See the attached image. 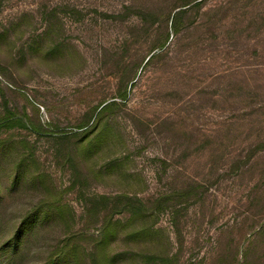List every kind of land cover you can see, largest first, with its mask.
Instances as JSON below:
<instances>
[{"label": "rangeland", "instance_id": "obj_1", "mask_svg": "<svg viewBox=\"0 0 264 264\" xmlns=\"http://www.w3.org/2000/svg\"><path fill=\"white\" fill-rule=\"evenodd\" d=\"M179 1L0 0V264H44L75 231L79 264H102L89 256L100 227L84 217L89 197L148 203L188 189L195 196L132 226L151 237L122 242L127 218L115 216L104 253L115 264H264V0H203L173 32L165 19ZM124 7L144 22L115 20ZM124 88L95 125L94 109ZM88 121L91 134H77ZM100 129L105 143L87 147ZM29 155L28 172L17 170ZM22 170L40 182L11 190ZM56 205L66 208L58 223ZM45 213L14 248L23 219Z\"/></svg>", "mask_w": 264, "mask_h": 264}, {"label": "trees", "instance_id": "obj_2", "mask_svg": "<svg viewBox=\"0 0 264 264\" xmlns=\"http://www.w3.org/2000/svg\"><path fill=\"white\" fill-rule=\"evenodd\" d=\"M203 0H180L179 3L176 4V6L173 8L171 12H173V15L171 16L169 20V15L165 19V28L167 29V24L169 23L170 30L173 32H176L178 29V25L180 24V20L182 17L185 16V14L192 9L198 8ZM170 12V13H171ZM104 17H108L107 14L104 15ZM134 16L136 18L135 22H137V27L141 22H144V19L140 17V13L137 9H133L132 7H124L123 12L119 11L114 14V19L121 22L124 18ZM156 23L162 22L161 20H156ZM155 23V24H156ZM163 23V22H162ZM153 24V22H152ZM146 30V28L144 29ZM169 35L165 33V38L161 42L159 40L156 41L150 48V50L147 53V61L145 62V66L149 65L152 60L154 59L155 55H151L154 51H162L163 48L166 45V41L168 39ZM158 42V43H157ZM128 40L124 39L123 42H121V46L127 45ZM126 50V48H125ZM29 52H36V49L33 47L30 49ZM61 52V49L59 47H56L55 49H50V52H48V56L55 55ZM124 55L120 56V61L122 60V57ZM47 58V56H46ZM119 61V62H120ZM119 100L120 103L117 102ZM126 101V88L118 90L117 94L114 95L110 100L101 102L95 109H94V115L95 116V125L100 122L106 114H108L112 109L115 107L120 106L123 102ZM7 113V112H6ZM88 125L89 121L83 125L78 126L77 134H80L82 136H86L91 134V131H88ZM109 136L108 131L107 133L103 131V129H100L98 135L93 137L92 141H89L87 143V147H93L97 148L98 146H102L105 141L106 137ZM6 145H4L3 142L0 141V155L2 151H5L4 154L7 152ZM82 149L86 150L84 147ZM91 149V148H89ZM33 161L30 159L29 156H23V158L18 163V166L16 167L23 169L25 172H28L31 163ZM22 170V174L19 172H15L12 180L10 181V188L11 190L14 189L17 186V183H39V175L38 174H30V176L27 178ZM28 179V181L26 180ZM195 192L192 189H188L186 191H182L180 193H175L172 195H161L157 197L156 199L152 200L151 202H144L141 199L130 196L128 194H118L114 195L113 197H107L104 195L101 196H92L87 199L85 203V209H84V217L86 220H98L100 223V227L97 233V237L94 239L91 248H90V259L95 263L98 262L96 260V255L101 256L102 264H115L117 256H110L106 253H104V250L111 246L112 240L115 238L116 233L120 228L116 225L115 222H113V219L115 216L125 215L127 218V225L129 229V232H125L122 236V242L124 239L126 241L141 238H146L148 236L151 237L152 231L151 228L145 227L142 225L139 229L132 230V226L137 223L138 221H142L145 218L153 217L156 213L163 211V210H169L171 207L168 205L172 201L173 196H182L186 198H191L192 196H195ZM88 205V207H87ZM87 207V208H86ZM55 214L52 216L54 219L59 222L60 220L65 219V210L66 208L62 205H56L54 207ZM47 218L46 213L41 215L37 214H31L30 216H27L23 219L22 223L19 226V233L17 234V238L14 242V248H16L18 245H20L21 240L20 237H22V234L20 236V232L25 229V232H30L34 229L36 226H40L43 224V221ZM125 228V227H124ZM122 232L126 231L122 228ZM260 232V231H259ZM79 235V231L73 232H66L65 238L62 241V244L60 243V246L56 248V250L52 251L48 254L46 258V262L44 264H79L83 262V253L85 254V251L81 248V245L75 241V237ZM103 252V253H102ZM127 254H123L127 257L132 258V253L126 252ZM141 263L140 264H159L161 262V259L159 257L150 255V256H143L141 255ZM158 262V263H157Z\"/></svg>", "mask_w": 264, "mask_h": 264}]
</instances>
